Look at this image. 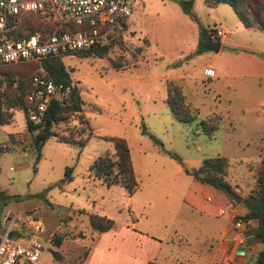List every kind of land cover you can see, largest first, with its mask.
Here are the masks:
<instances>
[{"label":"rangeland","instance_id":"374dc122","mask_svg":"<svg viewBox=\"0 0 264 264\" xmlns=\"http://www.w3.org/2000/svg\"><path fill=\"white\" fill-rule=\"evenodd\" d=\"M130 3L122 39L104 55L74 52L60 56L71 83L79 88L82 110L57 122L54 129L71 136L77 132H82V136L90 129L92 133L84 145L48 137L34 162L23 112L12 108L10 122L0 125V212L9 209L42 221L44 234L49 237L41 256L44 264H68V260L79 259L87 250L95 232L88 226L86 216L77 211L79 208L112 218L114 229L120 231H126L124 224L133 226L132 212L149 231L164 240L176 241L178 237L172 229L179 227L192 250L206 247L217 237L216 229L225 226L229 211L224 210L217 218L203 219L181 201L189 181L199 172L203 157L227 158L225 179L240 196L255 185V168L264 157V69L255 66L253 69L258 72L243 76H205L202 68L211 64L208 55L212 53L206 49V55L196 56L181 67L171 66L167 64L171 57L167 49L175 41L177 23L171 18L182 11L179 4L176 0ZM192 9L206 30L226 31L219 36L231 43L226 48L250 51L264 58V34L258 28L244 27L227 3L208 6L204 0H193ZM36 23L40 27L38 20ZM157 50L165 53L161 55ZM112 60L121 65L113 66ZM13 67L15 64L5 66L6 71L14 70ZM185 70L190 74L187 73L185 83L182 78L183 92L198 107L199 116L215 112L221 117L210 138L193 123L175 120L162 100L165 88L161 76ZM6 83L5 75L0 73V90ZM141 124L145 133L141 132ZM104 134L123 136L128 143L138 184L130 202L121 184L107 186L88 174L89 162L105 149H112L109 141L98 136ZM21 136L22 143L18 142ZM151 136L158 138L168 152L155 145ZM66 166L70 167L71 179L62 181ZM146 198L151 202L144 209L141 205ZM230 201L237 211H243L242 204ZM58 204L73 208H57ZM159 217L163 221L155 225L153 218ZM208 228L214 231L212 238ZM54 235L60 237L59 248L52 242ZM48 247L57 249L60 259H65H53ZM254 254L253 249L237 264H254ZM201 262L200 258H193L191 263Z\"/></svg>","mask_w":264,"mask_h":264},{"label":"trees","instance_id":"16d2710c","mask_svg":"<svg viewBox=\"0 0 264 264\" xmlns=\"http://www.w3.org/2000/svg\"><path fill=\"white\" fill-rule=\"evenodd\" d=\"M181 10L188 15V17L197 24L198 38L196 47L193 52L199 53L205 49V43L210 42V30H206L195 15L192 9L193 0H176ZM208 6H213L217 3H227L239 22L244 27L254 26L258 28L264 34V0H204ZM37 23H33V27L43 28L44 25L40 23V27L36 26ZM127 21H121V26L116 27V37L114 42L118 43L122 38V31L126 27ZM52 29H61L59 24H53L47 26ZM94 46L90 48L78 49L75 52L81 55H97L102 56L107 49L112 45ZM191 53H187L183 58L190 57ZM61 55H53L44 59V65L47 75L56 83H61L62 88L68 87L66 98L62 101L55 98L50 99L43 110L41 119L37 122H32L27 117V110L30 106H33L38 98L33 100L28 98V94H31L34 89L32 76L37 72V64L34 61H21L12 62L0 66V73L6 77V87L0 90V125L8 123L12 117V108L20 109L24 114L25 128L29 132V152L35 162L40 156V149L44 141L48 137H55L56 139L63 140L65 142L73 143L78 146L85 144L87 137L92 133L91 130L81 136L82 132H77L76 135L58 133L54 129V125L62 119H65L69 114H80L82 110V101L79 93V88L75 83H71L68 72L66 71L61 58ZM180 59L171 63L172 65H178ZM9 64H15L14 70L6 71L5 66ZM113 66H120L121 62L112 60ZM165 88V103L172 115V117L181 122L182 124H194L195 128H199L206 137L210 138L213 135L214 130L219 126L221 117L218 113L210 112L204 116H199V109L193 103L186 99L183 92V80L181 77L166 78L164 79ZM3 107H2V105ZM3 108V109H2ZM9 111H6L8 110ZM82 119L81 115L78 116ZM142 133H145V126L140 125ZM104 140L110 142L112 149H105L102 153L96 155L88 164V174L97 179L100 183L110 185L113 183H119L123 186L125 194L131 195L138 187L135 173L132 167V161L129 151V146L126 139L123 136L116 134H104L98 135ZM152 142L157 145L164 152H168L163 148L162 142L151 136ZM228 160L223 155H214L210 157H203L198 167L199 171H202L201 176H194L202 181H206L216 188L224 192L229 200L233 199L230 195L234 192L230 183L225 179V175L228 171ZM34 167V164H33ZM70 167L64 168L62 181H68L71 179L69 173ZM236 193V192H234ZM239 195L238 193H236ZM234 200V199H233ZM240 202L245 206L244 213L238 215L245 220H249L254 223L256 238L262 244V247L256 252L254 258V264H264V157L260 158L258 165L255 168V185L246 193L241 196ZM51 205V202H48ZM57 208H68L70 206L57 205ZM79 213L86 216L88 226L91 231L95 233L106 230L113 226V219L102 214H97L85 210L83 208L77 209ZM19 229H13L9 231L10 235H20ZM53 244L58 246L60 243L59 236H53ZM49 249V247H48ZM51 256L55 259L60 258V254L57 249H49ZM84 253L80 256L82 257ZM145 264H162L155 260H148Z\"/></svg>","mask_w":264,"mask_h":264},{"label":"built area","instance_id":"2783aa9c","mask_svg":"<svg viewBox=\"0 0 264 264\" xmlns=\"http://www.w3.org/2000/svg\"><path fill=\"white\" fill-rule=\"evenodd\" d=\"M130 12V0H0V66L21 61L37 64V72L32 76L34 89L28 98L37 97L38 101L27 110L30 121H39L46 103L52 98L64 100L68 90L47 75L44 59L114 44L115 28L121 26V21H127ZM35 20L44 27H33ZM53 24L62 28L47 27ZM212 32L220 35L223 31ZM204 72L211 75L213 70L207 67ZM23 140L22 136L18 138L20 143ZM219 211L223 212L224 208ZM231 226L240 243L235 254L241 255L245 238L256 237L255 227L236 214L232 216ZM13 229H19L20 235H10ZM44 231L38 218L23 217L9 209L0 212V264H44L41 256L49 241Z\"/></svg>","mask_w":264,"mask_h":264},{"label":"crops","instance_id":"0c3cea01","mask_svg":"<svg viewBox=\"0 0 264 264\" xmlns=\"http://www.w3.org/2000/svg\"><path fill=\"white\" fill-rule=\"evenodd\" d=\"M171 19L175 21L177 25L175 41L167 49L171 55V57L169 56V62L167 64L175 66L171 63L180 59V63L176 66L181 67L184 63L187 64L190 59H193L196 56H202L205 53L204 50L199 53L193 52L198 38L197 24L183 11L177 12ZM246 28L256 27L250 26ZM221 30L223 32L220 35L226 33L224 29ZM220 35H215L212 31L210 32V37L212 38L211 41L218 40L219 47L216 51L205 48L212 53L211 55H208L211 64L203 66V72L204 69L208 67L213 70L211 76H243L246 72H258V70L253 69L255 66L264 69L263 57L241 49L229 50V48L226 47L227 44L231 43L228 40L219 37ZM145 43H148L147 39ZM162 52V50H157V53H161V55L165 53ZM187 53H191L190 57L183 58ZM187 73L190 74V72L185 70V72H178L172 76L163 75L160 79L164 84V79L166 78L181 77L184 79L185 83V77H188ZM203 75L206 76V73ZM150 99H156V97L151 96ZM162 100L165 102V93ZM26 133L27 136H30L27 130ZM132 194L127 197V202H130L132 199ZM206 197H209V199H206ZM181 201L189 206L191 210L200 214L203 219L222 216L225 211L220 212L219 209L221 207L224 208V210L227 209L229 211L226 217L225 226L216 229L217 237L213 242L206 245V247L192 250L184 230L179 227H174L172 229L178 237L176 241L164 240L163 237L149 231L146 226H144L143 222L141 223L142 219L135 218V215L129 209L128 211L131 212L133 216L131 221L135 220L133 226L124 224V229L126 231H120L114 229L113 223V226L110 228L95 233L85 254L79 259H74L72 261L68 260V264H145L148 260H155L162 264H192L191 262L193 258H200L202 260L201 264H237L245 260L253 249L255 251V258L256 252L262 247V244L256 237L245 238L241 245V247H244L243 254H235L236 247L240 245L239 237L237 236L235 229H231L230 227L233 214H242L246 210L245 206L240 201H235L234 203L242 204L244 207L242 212L237 211L236 205L231 203L224 192L197 177H194L189 181L188 186L184 190ZM150 202L151 200L146 198L141 206L145 209ZM146 213L147 212L145 211V214ZM153 220L155 225H158L160 220L163 221L160 217L153 218ZM149 221L151 220L149 219ZM209 225L212 226V223ZM251 225L254 227L253 222ZM164 226L165 229L168 230L165 223ZM207 226L208 224H206V227ZM208 229L209 235L212 238L214 231L212 228ZM256 246L258 247L257 249ZM56 247L59 248L60 245ZM62 259H65V257L63 256ZM62 259L59 258L57 260Z\"/></svg>","mask_w":264,"mask_h":264},{"label":"water","instance_id":"95a60500","mask_svg":"<svg viewBox=\"0 0 264 264\" xmlns=\"http://www.w3.org/2000/svg\"><path fill=\"white\" fill-rule=\"evenodd\" d=\"M204 46L207 49L216 51L218 49V47H219V41L218 40H214V41L206 42ZM202 174H203V172L202 171H199L197 173V176H201ZM230 195L232 196V198L236 202L241 200V196L240 195H237L234 192H231Z\"/></svg>","mask_w":264,"mask_h":264}]
</instances>
